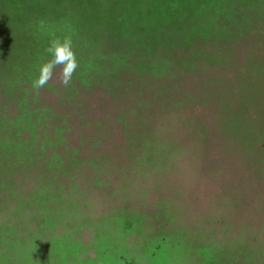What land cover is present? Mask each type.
<instances>
[{
	"label": "trees",
	"instance_id": "obj_1",
	"mask_svg": "<svg viewBox=\"0 0 264 264\" xmlns=\"http://www.w3.org/2000/svg\"><path fill=\"white\" fill-rule=\"evenodd\" d=\"M41 20L72 25L80 68L36 92ZM186 146L208 156L220 189L234 173L230 186L245 175L264 195V0H0V197L19 189L45 208L49 190L54 202L98 187L158 222L166 243H190ZM25 205L0 225V261L25 252L13 226Z\"/></svg>",
	"mask_w": 264,
	"mask_h": 264
},
{
	"label": "rangeland",
	"instance_id": "obj_2",
	"mask_svg": "<svg viewBox=\"0 0 264 264\" xmlns=\"http://www.w3.org/2000/svg\"><path fill=\"white\" fill-rule=\"evenodd\" d=\"M190 147L186 146V177L179 186L187 190L185 201L192 211L191 225L200 232V236L191 233L195 237H191L192 242L166 243L158 222L153 225L146 221L144 212L115 209L109 205V198H100L98 187L76 196L65 194L62 199L58 195L54 202L49 190L46 196L50 204L45 208L33 201L21 202L26 194L9 189L0 197V225L11 221L12 216L6 217L11 210L17 216L19 207L26 204L23 211L28 213L27 220L13 224L22 246L19 251L25 252L6 257L0 264L6 260L7 264H264V219L258 211L264 195L254 187L247 191L249 182H255L245 175L241 178L244 186L236 181L234 187L230 186L231 173L223 177L228 186L220 189L223 182L207 174L208 156ZM175 179L179 181L178 176ZM227 196L230 202L225 201ZM151 197L147 194L145 199L151 201ZM249 198L247 207L244 202ZM51 204L56 207L51 209ZM60 205L62 212L56 216L48 212L42 216V210L59 211ZM243 213L247 219H243ZM31 235L32 247L26 239Z\"/></svg>",
	"mask_w": 264,
	"mask_h": 264
},
{
	"label": "clouds",
	"instance_id": "obj_3",
	"mask_svg": "<svg viewBox=\"0 0 264 264\" xmlns=\"http://www.w3.org/2000/svg\"><path fill=\"white\" fill-rule=\"evenodd\" d=\"M38 30L49 36L48 46L45 49L49 59L40 64L38 75L31 84L32 89L39 92L57 76L61 86L71 85L74 75L80 68L79 54L74 44L76 35L74 28L71 24H64L60 28L53 29L41 20Z\"/></svg>",
	"mask_w": 264,
	"mask_h": 264
}]
</instances>
